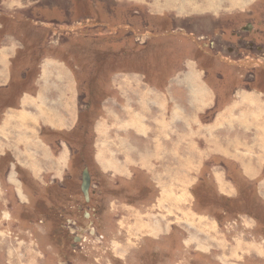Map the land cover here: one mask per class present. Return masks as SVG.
Here are the masks:
<instances>
[{
	"label": "rangeland",
	"instance_id": "rangeland-1",
	"mask_svg": "<svg viewBox=\"0 0 264 264\" xmlns=\"http://www.w3.org/2000/svg\"><path fill=\"white\" fill-rule=\"evenodd\" d=\"M82 1L0 0V264H264V0Z\"/></svg>",
	"mask_w": 264,
	"mask_h": 264
},
{
	"label": "crops",
	"instance_id": "crops-1",
	"mask_svg": "<svg viewBox=\"0 0 264 264\" xmlns=\"http://www.w3.org/2000/svg\"><path fill=\"white\" fill-rule=\"evenodd\" d=\"M195 86V85H194ZM34 88H36V87H34ZM151 93H152V91H150ZM150 92H146L145 94H144V110H145V107H147L148 105H150V104H153V103H155V104H159L158 102H155V100H156V95L155 94H151ZM188 95L190 96V92H188ZM151 96H153V98H151ZM196 97H198V93H197V91L195 90L194 91V96H193V100H194V107H195V103H196ZM28 98L30 99V101H31V97H27V100H25L24 101V104L26 103H29L30 101L28 100ZM191 98V97H190ZM247 101V99H244V102H242L241 100H240V102L239 103H237V108H235L234 106H233V108L234 109H237V113L238 112H240V111H242V113L246 110V109H248V108H244L243 110H242V108H243V106H245V105H249V109L248 110H250V108H251V106H250V104L249 103H247L246 102ZM191 102V99H188V105H189V103ZM28 105V104H27ZM27 105H25V107L24 108H27L28 106ZM241 106V107H240ZM153 109V108H152ZM254 109V108H253ZM229 111H232V112H234V110H229ZM228 111V112H229ZM20 112H22V113H26V114H28V113H30L29 111H26V110H24L23 108L21 109V110H19V111H17V113H20ZM43 112H44V114H45V111L43 110ZM15 114V115H17V117H18V122H19V120H21V122H23V121H25L26 120V118H23V119H20L19 118V116L20 115H18V114ZM34 113V112H33ZM25 114V115H26ZM239 115V114H238ZM242 116V115H241ZM227 118V117H226ZM42 119L44 120H46L47 122H49L48 121V117L46 116V114H45V118H44V116L42 117ZM159 119H161V122H164L165 120H164V118H163V115H159V114H157V119L156 120H159ZM23 120V121H22ZM225 120V119H224ZM27 121V120H26ZM226 121V120H225ZM13 122H15V121H13ZM20 122V123H21ZM173 123H174V120L172 121ZM232 122H238V121H235V120H233ZM231 122V123H232ZM227 123V122H226ZM239 123V122H238ZM186 124V123H185ZM250 122H240L239 123V125H241V126H250ZM253 124V123H252ZM255 124H257V122H255L254 123V125ZM58 125H59V127H56V129H61V128H63V125L62 124H60L59 122H58ZM187 125V124H186ZM188 127H190V130H191V124H190V122L188 123V125H187ZM258 126V125H257ZM186 127V126H185ZM4 128L7 130V129H9V124L7 123L6 125L4 124ZM156 128H161V130H160V132H163L164 131V128H165V125H163V124H160L159 125V127H156ZM243 128V127H242ZM245 130V129H244ZM146 131H147V129H146ZM258 131H260V130H258ZM14 134V133H13ZM164 134H165V131H164ZM260 135H261V133H260ZM264 135V134H263ZM262 135V136H263ZM165 137H169V135H167V136H165ZM165 137H163L162 139H160V138H158L159 140H166V138ZM258 137V136H257ZM148 141V140H147ZM146 141V142H147ZM155 142H158V140H156ZM160 142H163L164 144H165V141H160ZM179 145H178V149H181V141H179ZM187 143H189V141L187 142ZM192 144H194V142L192 141L191 142ZM182 144H184V143H182ZM190 146V145H189ZM196 146V145H195ZM190 148V147H189ZM188 148V149H189ZM147 149V148H146ZM147 150H149V149H147ZM158 153V152H157ZM190 155V154H189ZM159 156V155H158ZM191 156V160L190 161H192V163H195L194 161H195V156H194V158L192 159V156L193 155H190ZM190 156L189 157H183V158H181V157H177V159L176 160H183V159H185V158H189L190 159ZM173 158H176L175 156H173ZM144 160H148V158L146 157ZM192 164L191 163H189V168H190V166H191ZM203 219H206V218H203ZM132 226V225H131ZM212 235V234H211Z\"/></svg>",
	"mask_w": 264,
	"mask_h": 264
},
{
	"label": "flooded vegetation",
	"instance_id": "flooded-vegetation-1",
	"mask_svg": "<svg viewBox=\"0 0 264 264\" xmlns=\"http://www.w3.org/2000/svg\"><path fill=\"white\" fill-rule=\"evenodd\" d=\"M261 31H264L263 23H260L259 25H254L253 23H247L246 25L241 27L239 32L234 34V36L238 38L239 41H241V44L239 45V47H236L235 49L228 48V52L231 49V51L236 52L237 55H243V57L245 56V53L264 56V35H261ZM249 51H251V53H249ZM258 65L261 70L262 65L260 66V63L256 62L255 67L257 68ZM261 84L264 83L260 79L258 85L260 86Z\"/></svg>",
	"mask_w": 264,
	"mask_h": 264
},
{
	"label": "water",
	"instance_id": "water-1",
	"mask_svg": "<svg viewBox=\"0 0 264 264\" xmlns=\"http://www.w3.org/2000/svg\"><path fill=\"white\" fill-rule=\"evenodd\" d=\"M90 186V175L88 170L85 168L82 171V181L80 186V191L86 201H88V190ZM86 217H88L87 213H84Z\"/></svg>",
	"mask_w": 264,
	"mask_h": 264
},
{
	"label": "trees",
	"instance_id": "trees-1",
	"mask_svg": "<svg viewBox=\"0 0 264 264\" xmlns=\"http://www.w3.org/2000/svg\"><path fill=\"white\" fill-rule=\"evenodd\" d=\"M82 3H83V4H86V3H87V0L82 1ZM52 204H53V202H52ZM52 207H53V206H52Z\"/></svg>",
	"mask_w": 264,
	"mask_h": 264
},
{
	"label": "bare ground",
	"instance_id": "bare-ground-1",
	"mask_svg": "<svg viewBox=\"0 0 264 264\" xmlns=\"http://www.w3.org/2000/svg\"><path fill=\"white\" fill-rule=\"evenodd\" d=\"M229 117V116H228ZM241 122V121H240ZM263 149V148H262ZM222 185H223V181H222Z\"/></svg>",
	"mask_w": 264,
	"mask_h": 264
}]
</instances>
